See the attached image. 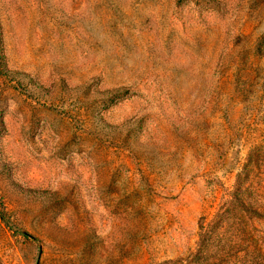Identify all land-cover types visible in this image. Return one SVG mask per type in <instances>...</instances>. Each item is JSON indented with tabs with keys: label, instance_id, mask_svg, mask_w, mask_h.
Instances as JSON below:
<instances>
[{
	"label": "rangeland",
	"instance_id": "374dc122",
	"mask_svg": "<svg viewBox=\"0 0 264 264\" xmlns=\"http://www.w3.org/2000/svg\"><path fill=\"white\" fill-rule=\"evenodd\" d=\"M0 264H264V0H0Z\"/></svg>",
	"mask_w": 264,
	"mask_h": 264
}]
</instances>
